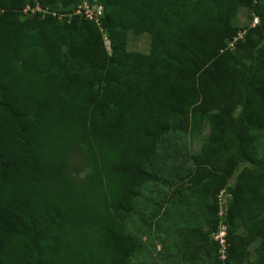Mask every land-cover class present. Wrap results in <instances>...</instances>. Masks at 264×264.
Here are the masks:
<instances>
[{
  "label": "trees",
  "instance_id": "trees-1",
  "mask_svg": "<svg viewBox=\"0 0 264 264\" xmlns=\"http://www.w3.org/2000/svg\"><path fill=\"white\" fill-rule=\"evenodd\" d=\"M81 1L0 0V264H132L153 219L169 262L264 264V0Z\"/></svg>",
  "mask_w": 264,
  "mask_h": 264
},
{
  "label": "rangeland",
  "instance_id": "rangeland-1",
  "mask_svg": "<svg viewBox=\"0 0 264 264\" xmlns=\"http://www.w3.org/2000/svg\"><path fill=\"white\" fill-rule=\"evenodd\" d=\"M28 5L39 7L38 0H28ZM48 9V7H46ZM22 17L24 18L26 14L22 13ZM258 19H256L250 12L249 9H241L238 11L235 19H234V25L239 29V32L237 34V38L241 37L243 32L242 29L246 27L253 26L257 23ZM106 46L108 48V42L105 41ZM231 46V43L229 44ZM128 51L130 52H138V53H147L149 50V38L146 35L143 36H132L130 35L128 38ZM208 133V125L207 123H202L195 132L188 133L186 137V153L187 156H196L200 152L202 144L205 142L206 137ZM258 153L259 156H264V132L260 136L259 142H258ZM178 163V167H179ZM180 169V168H179ZM232 182V181H231ZM152 197V196H150ZM149 197V198H150ZM148 198H145V195L141 200H146ZM158 220V219H156ZM154 219L150 222L149 228L146 230L147 234L144 236H141L142 225L134 218V224H132V232L136 234L137 236H141L140 238L145 243L143 245V252L147 256L145 260H135L132 264H181V262L177 259L169 262V258L172 257L174 250L172 248L169 249L167 240L170 239V236L172 238V233L175 232V228L172 224L170 225H159L157 227L154 226ZM157 223V222H156ZM177 227L183 228V223H180V225ZM166 236L167 240H162ZM199 241L200 242H206L208 240L216 241L215 234L211 233L208 234L207 230L205 228L200 230L199 233ZM218 241V240H217ZM160 251V252H159ZM141 252V253H143ZM140 253V254H141ZM220 259H223V251L222 247L219 251ZM166 255V256H165ZM169 255V256H167ZM189 264H201L200 261L194 260L192 263Z\"/></svg>",
  "mask_w": 264,
  "mask_h": 264
},
{
  "label": "built area",
  "instance_id": "built-area-1",
  "mask_svg": "<svg viewBox=\"0 0 264 264\" xmlns=\"http://www.w3.org/2000/svg\"><path fill=\"white\" fill-rule=\"evenodd\" d=\"M34 12V11H42L45 12V10H41L38 6L35 7V9H31L30 6H27L24 12ZM102 14V7L100 5H97L94 0L92 2H89L88 0H82L75 9L74 15H78L84 19L94 21L98 23V18ZM70 17V15H69ZM61 18V17H60ZM219 201V207H220V214H222V211L225 209L226 205V197L223 192L220 193L218 196ZM224 228L218 231V233L215 234V239L219 241L220 245L224 247Z\"/></svg>",
  "mask_w": 264,
  "mask_h": 264
}]
</instances>
